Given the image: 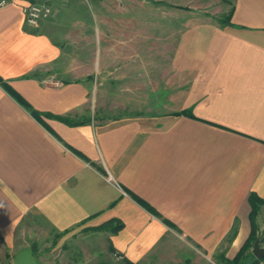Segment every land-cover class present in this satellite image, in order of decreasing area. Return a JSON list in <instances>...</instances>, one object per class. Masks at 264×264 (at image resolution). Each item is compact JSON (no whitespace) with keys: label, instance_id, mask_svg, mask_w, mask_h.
Segmentation results:
<instances>
[{"label":"crops","instance_id":"crops-1","mask_svg":"<svg viewBox=\"0 0 264 264\" xmlns=\"http://www.w3.org/2000/svg\"><path fill=\"white\" fill-rule=\"evenodd\" d=\"M7 1L0 78L38 115L0 82V264H34L33 241L111 220L123 227L105 230L107 250L124 263L233 259L249 196L264 197V0L167 1L184 22L145 19L140 36L137 0H99L94 22L70 25L53 0L36 26L22 7L43 0Z\"/></svg>","mask_w":264,"mask_h":264},{"label":"rangeland","instance_id":"rangeland-1","mask_svg":"<svg viewBox=\"0 0 264 264\" xmlns=\"http://www.w3.org/2000/svg\"><path fill=\"white\" fill-rule=\"evenodd\" d=\"M98 1L99 0H55L54 4L57 9L59 7L62 8L60 16L62 15V18L65 19V23L70 25L71 21H74L76 17H83L85 20L94 22L93 13H95L94 11H97L96 6L99 4ZM167 1H177L180 4H194V0H163V2L160 1L158 5L163 3L165 6L161 5L160 8H156L153 4L154 0H137L130 2L133 6L137 5L136 8L133 7L132 13L129 14V17H132L133 21V29L130 34L135 36H140L141 34L144 35L145 33H143V31L141 33L139 29L142 27L141 22L143 24L145 19L148 21L147 26L152 29H154L156 22L157 24L162 22L166 27L169 26V29L179 21L184 22L185 18L183 17V12H180L178 19L175 13L172 12L176 10H171L167 5ZM197 2L198 0H196L195 3ZM143 3H148V5H152L153 8H149L146 13L140 12V9L137 7L143 5ZM207 7L208 6H205L204 9ZM210 11L217 13L218 7H210ZM55 12L57 13V10ZM103 14L105 13L103 12ZM144 16H146V18H144ZM181 26L182 25L180 24V27ZM149 27L147 30L150 29ZM182 28L183 27H181L180 30H183ZM86 31H88V28ZM96 36L97 33H95V37ZM96 41H99L100 51L102 50V52H104L105 50H103V47L106 42L103 39L99 40V38L96 39ZM259 227L260 226L258 225V228ZM104 233V229H93L89 231L88 229H85L73 231L67 235L54 233L45 240L33 241V251L37 257L34 264H126L122 259L111 254L107 250L109 247V241ZM259 233L261 236L264 234V232ZM260 243L261 245L264 244V242L262 243L261 241ZM226 244L227 242L225 243L224 240L223 247H226ZM219 255L220 253L215 256L213 255L210 260H199L194 259L195 256L191 253L182 254V261L179 264H223ZM249 263L250 258H248L243 264Z\"/></svg>","mask_w":264,"mask_h":264},{"label":"trees","instance_id":"trees-1","mask_svg":"<svg viewBox=\"0 0 264 264\" xmlns=\"http://www.w3.org/2000/svg\"><path fill=\"white\" fill-rule=\"evenodd\" d=\"M0 82L3 83V85H5L9 89V91L13 93L34 115H38V112L34 110L25 100H23L18 95V93H16L11 87H9L7 83L3 81L1 78H0ZM57 118L67 122L69 125H76V124L81 123V122H72L69 120L70 119L69 117H65V116H58ZM249 202L251 204V213H250V220H251V227H252L251 233L233 259H228L225 256L226 254L225 250H223L222 253H220L219 255L220 260L222 261L223 264H243L246 262L248 258H250L249 264H259L262 260H264V258H257L252 252L254 243L258 238H260V241L262 243L264 242V234L262 236L260 235L258 224H257V217L260 213L261 207L264 205V197H261L257 195L256 193L252 192L249 196ZM147 208L150 211H153L152 207L147 206ZM153 213L157 214L156 211H153ZM114 221L115 220L106 222L103 225L99 226L98 228L104 229V230L110 229L113 232H117L120 228L123 227V223H120L116 226H111V224H113ZM163 222L169 225L170 227L175 228V225L171 221L163 219ZM237 230H238V224H235L231 232L225 237V243L226 242L229 243L233 240V238L237 234ZM126 263L134 264L130 261H127Z\"/></svg>","mask_w":264,"mask_h":264},{"label":"built area","instance_id":"built-area-1","mask_svg":"<svg viewBox=\"0 0 264 264\" xmlns=\"http://www.w3.org/2000/svg\"><path fill=\"white\" fill-rule=\"evenodd\" d=\"M52 1L53 0H43L39 2H29L23 5L22 9L27 24L36 26L40 21L50 19L55 14ZM7 3V0H2L0 1V6H4ZM108 180H112V177H108Z\"/></svg>","mask_w":264,"mask_h":264},{"label":"water","instance_id":"water-1","mask_svg":"<svg viewBox=\"0 0 264 264\" xmlns=\"http://www.w3.org/2000/svg\"><path fill=\"white\" fill-rule=\"evenodd\" d=\"M252 252L257 258H264V246L261 245L260 239L255 241Z\"/></svg>","mask_w":264,"mask_h":264}]
</instances>
